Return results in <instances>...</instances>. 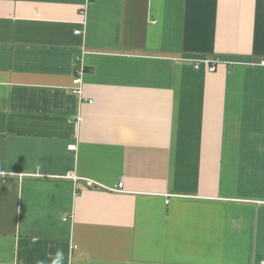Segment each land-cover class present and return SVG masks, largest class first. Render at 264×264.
<instances>
[{"label": "crops", "instance_id": "crops-1", "mask_svg": "<svg viewBox=\"0 0 264 264\" xmlns=\"http://www.w3.org/2000/svg\"><path fill=\"white\" fill-rule=\"evenodd\" d=\"M263 59L264 0H0V264H264Z\"/></svg>", "mask_w": 264, "mask_h": 264}, {"label": "built area", "instance_id": "built-area-1", "mask_svg": "<svg viewBox=\"0 0 264 264\" xmlns=\"http://www.w3.org/2000/svg\"><path fill=\"white\" fill-rule=\"evenodd\" d=\"M77 33L81 34V31H77ZM191 62L196 69H201L204 67L205 69H207L210 72H215L220 64H226L228 66H233L236 64H242L240 62L232 61L230 59L224 60V59H221L218 57L217 58L216 57H214V58L206 57V58H200V59H193V60H191ZM244 64L249 65V66L264 67V59L257 61V62H255V61L246 62ZM84 73H85V68L81 66L80 68L77 69V72H76V75H75V78L73 81V83L75 85V88L73 89V93L80 96V97L83 94L82 84H83ZM69 178L74 180V181H77L79 179L77 176H75L73 174H70ZM94 184H95L94 182H88L89 186H93ZM120 187H122V184L119 185V188ZM113 190L119 191L120 189L115 188Z\"/></svg>", "mask_w": 264, "mask_h": 264}]
</instances>
